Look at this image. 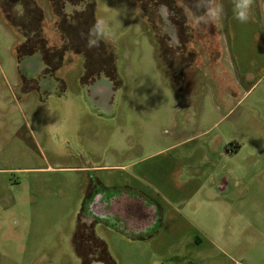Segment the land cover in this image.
Returning a JSON list of instances; mask_svg holds the SVG:
<instances>
[{
  "label": "rangeland",
  "instance_id": "obj_1",
  "mask_svg": "<svg viewBox=\"0 0 264 264\" xmlns=\"http://www.w3.org/2000/svg\"><path fill=\"white\" fill-rule=\"evenodd\" d=\"M217 2L204 28L191 0H0V264H264V0ZM98 194L162 223L126 235Z\"/></svg>",
  "mask_w": 264,
  "mask_h": 264
},
{
  "label": "clouds",
  "instance_id": "obj_2",
  "mask_svg": "<svg viewBox=\"0 0 264 264\" xmlns=\"http://www.w3.org/2000/svg\"><path fill=\"white\" fill-rule=\"evenodd\" d=\"M254 0H233L234 17L241 23H247L251 19V10ZM191 19L197 27L208 28L222 20L225 10L217 0H191ZM167 14V9L162 6L161 15ZM87 40V47H99L101 40L111 39L114 31L104 21H97L89 29L87 34L81 33Z\"/></svg>",
  "mask_w": 264,
  "mask_h": 264
},
{
  "label": "flooded vegetation",
  "instance_id": "obj_3",
  "mask_svg": "<svg viewBox=\"0 0 264 264\" xmlns=\"http://www.w3.org/2000/svg\"><path fill=\"white\" fill-rule=\"evenodd\" d=\"M60 60L62 61V59ZM90 208L105 219H109L111 223L133 229L136 233H140L152 225L153 209L150 204H146L141 199H109L98 194ZM101 261L94 260L91 264Z\"/></svg>",
  "mask_w": 264,
  "mask_h": 264
},
{
  "label": "crops",
  "instance_id": "obj_4",
  "mask_svg": "<svg viewBox=\"0 0 264 264\" xmlns=\"http://www.w3.org/2000/svg\"><path fill=\"white\" fill-rule=\"evenodd\" d=\"M162 150L163 149H160V150H158V151H156V152H154L153 154H151L150 156H147L146 158H144V159H140V160H137V161H134V162H132V163H130V165H132V167H138V166H140L141 164H146V162H149L150 160H156L155 158H157V157H159V156H162V153H165L166 151H164V152H162ZM230 151V150H229ZM225 154H226V152H225ZM120 165H114V166H110V167H119ZM126 170L128 171V168H126ZM130 175H132L134 178H136L137 176H136V174H135V172H133V173H129ZM159 178V181H158V184H162L161 183V181H162V179H161V174H159V175H154V178ZM137 179V178H136ZM145 184H146V182L144 181V180H142ZM122 184H124V185H128V186H132L133 184L132 183H128V182H123ZM147 185V184H146ZM225 185H226V182L225 181H223L222 183H221V185H220V187L221 188H223V189H225L224 187H225ZM134 186V185H133ZM132 186V187H133ZM207 186V182H204V181H201V182H197L195 179H192L191 181H189L188 182V180L187 181H183L182 183H179V187H187V188H191V190H190V196H192V195H194L195 193H197V192H200L201 190H204V188ZM135 188V187H134ZM150 188V187H149ZM146 194H148L149 195V197H152V196H150L151 194L150 193H146ZM157 194L162 198V191H158L157 192ZM192 198V197H191ZM124 233V232H123ZM93 264H105V263H102V262H96V263H93Z\"/></svg>",
  "mask_w": 264,
  "mask_h": 264
},
{
  "label": "trees",
  "instance_id": "obj_5",
  "mask_svg": "<svg viewBox=\"0 0 264 264\" xmlns=\"http://www.w3.org/2000/svg\"><path fill=\"white\" fill-rule=\"evenodd\" d=\"M151 208L153 209V214L151 217L152 225L150 226L151 228L148 229V232H146L147 231L146 230L147 228H146L145 230L141 231L140 233H136L133 229H128L127 227H123L122 231H124V233L126 235H130V236L134 235V236H138V238H147V237L151 236L154 233V230H156L154 228H156L159 223L160 224L162 223V217H161L162 213H161L160 207L157 206V204L152 203Z\"/></svg>",
  "mask_w": 264,
  "mask_h": 264
}]
</instances>
